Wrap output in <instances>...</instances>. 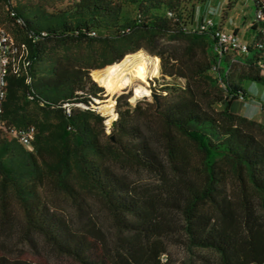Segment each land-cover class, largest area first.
Instances as JSON below:
<instances>
[{
    "label": "trees",
    "instance_id": "1",
    "mask_svg": "<svg viewBox=\"0 0 264 264\" xmlns=\"http://www.w3.org/2000/svg\"><path fill=\"white\" fill-rule=\"evenodd\" d=\"M117 1L66 0L65 10L49 12L37 2L5 0L13 40L29 64L24 69L19 61L20 71L14 72L10 62L6 77L0 229L10 226L16 207L29 243L27 232H35L74 264H168L167 248L175 242L202 251L201 264H264V120L235 115L231 108L235 99H252L247 82L264 84V67L257 65L264 48L249 46L219 58L212 29L199 28L202 18L194 22L196 4L207 0H131L136 14L122 22ZM262 26L264 19L255 18L251 45ZM215 27L222 28L221 21ZM177 37L186 40L185 53L194 56L198 48L204 59L187 65L160 43ZM140 48L159 57L163 76L184 79L183 85L165 86L167 94L153 93L151 114L195 145L198 182L182 167L173 136L159 139L162 154L140 118H133L138 104L131 107L117 96V119L108 133L105 116L95 110L102 87L92 73ZM236 62L249 67L237 83L229 80ZM202 95L209 98L205 104ZM215 103L221 110L211 107ZM30 126L32 150L19 139ZM121 161L149 172L158 185L130 183L117 171ZM50 182L74 208L78 225L50 203L45 193ZM84 192L110 214L111 232L87 217ZM0 264L44 263L0 247Z\"/></svg>",
    "mask_w": 264,
    "mask_h": 264
},
{
    "label": "rangeland",
    "instance_id": "2",
    "mask_svg": "<svg viewBox=\"0 0 264 264\" xmlns=\"http://www.w3.org/2000/svg\"><path fill=\"white\" fill-rule=\"evenodd\" d=\"M29 2L40 3L49 12H59L66 9V0H22ZM121 5L120 10V21H126L132 19L136 14V4L131 0L117 1ZM224 13H226L224 15ZM222 14L224 15V20L221 19ZM255 5L252 0H232L229 4L228 0H207L196 4L194 8V22L196 23L201 18L203 20L210 18L214 23L221 21L223 28L228 31H237V35L242 38L246 43H252V38H250L249 28L251 24L255 21ZM194 23V24H195ZM0 26H2L6 31H8L12 37V28L9 20L6 17V5L5 0H0ZM226 26V27H225ZM160 43H166L168 48L176 51L178 55H182L186 60L187 65H192L196 59H204L202 52L198 48L195 50V55L191 56L185 53V46L187 44L186 40L182 37H177L173 40H161ZM138 50H143L147 55L157 58L158 70L155 75L149 76L147 81L139 80L138 82L146 87V92L137 97L134 96V91L132 87L125 86L117 89L113 93H106L102 87L100 92V98H96L95 105H98V101H103L106 99H113L121 95V100L127 101L131 107L138 104V114L134 116V119L140 118L144 125V129L149 136H152L154 144L159 147V151L163 150L161 147V141L159 140L163 134L173 136L175 143L183 155L184 167L186 170L190 171L191 175L197 182L200 180V154L196 150L195 145L185 137L176 133L175 131L167 130L158 121L156 117L151 114V110L154 105L153 93L156 94H167L168 90H163L165 86H180L184 84L183 78L163 76L160 72L159 57L145 48H140ZM137 51V50H136ZM135 52V51H134ZM21 53V52H20ZM20 53L17 57H20ZM133 53V52H129ZM128 53V54H129ZM253 53L250 52L252 57ZM24 56V55H23ZM92 62H94L92 60ZM106 66V65H105ZM103 66V67H105ZM221 66L224 67V62H221ZM101 67V68H103ZM97 68V69H101ZM249 72V67L246 64L236 62L233 66L231 72L232 82H239L244 75ZM94 76L95 74L92 73ZM95 77V76H94ZM93 80V79H92ZM94 81V80H93ZM97 81V80H96ZM98 83V82H97ZM249 94L252 99L249 101H241L235 99L232 101V112L235 115L243 116L247 119L262 123L264 120V84L259 82H247L245 84ZM225 93V92H224ZM208 97L202 95L200 100L203 104L207 103ZM207 106V105H206ZM215 111L221 110V104L215 103L211 105ZM96 112L100 111L96 108ZM115 110V104H114ZM117 119V114L115 112V117L112 120ZM105 123V122H104ZM110 130V123L105 124V132L108 133ZM255 132V131H254ZM257 132V131H256ZM162 154L160 156H162ZM117 171L126 176L127 181L138 186H155L158 185L159 181L150 174L145 172L138 167H134L126 162L116 163ZM170 177L173 176L172 172L168 173ZM230 193L231 187L229 189ZM46 196L49 198L50 203L55 206L60 212H63L68 218H71L77 225L78 217L76 216L74 208L70 205L68 199L64 197L50 182L46 185L45 189ZM84 197L88 201V208L85 212L87 217H90L95 221L100 227L105 231L111 232V217L107 210L104 208L100 200L93 194L84 192ZM251 197L253 195L251 194ZM254 198V197H253ZM14 220L11 222L8 228L4 230L0 229V247L5 252L11 256L24 258L31 262H40L44 264H74L70 259L57 255L35 232H27V235L32 237V244L29 243L26 238L23 227H21L20 211L18 208H13ZM203 252L194 249L189 251L184 244L171 243L168 245L166 255L168 257V264H201L198 255H202Z\"/></svg>",
    "mask_w": 264,
    "mask_h": 264
},
{
    "label": "built area",
    "instance_id": "3",
    "mask_svg": "<svg viewBox=\"0 0 264 264\" xmlns=\"http://www.w3.org/2000/svg\"><path fill=\"white\" fill-rule=\"evenodd\" d=\"M13 0H6L11 2ZM255 3V18L263 20L264 0H252ZM201 30L212 29L213 32V50L220 57L232 52H245L249 46L264 48V26L258 27L260 39L255 40L253 45L242 41L233 31H228L225 28H216L212 19H205L199 26ZM21 52V53H20ZM20 53V57L17 55ZM24 55V56H23ZM22 63V67L26 69L29 60L26 57L24 48H18L15 45L12 35L0 26V124L2 121L3 101L5 98L6 77L9 72V64L12 62L14 72L20 71L18 62ZM257 65L264 67V58L257 61ZM218 63L212 66L216 69ZM66 113L69 114V108H66ZM33 138V127H28L19 134L21 143L28 149L32 150L31 140Z\"/></svg>",
    "mask_w": 264,
    "mask_h": 264
},
{
    "label": "bare ground",
    "instance_id": "4",
    "mask_svg": "<svg viewBox=\"0 0 264 264\" xmlns=\"http://www.w3.org/2000/svg\"><path fill=\"white\" fill-rule=\"evenodd\" d=\"M157 70V58L147 55L143 50H137L127 53L119 61L94 74L106 93H113L119 88L129 86L133 88L134 96L137 98L146 92V87L138 81L146 82L149 76L158 73ZM114 104L115 101L111 98L98 101L96 108L104 114L105 124L110 123L115 117Z\"/></svg>",
    "mask_w": 264,
    "mask_h": 264
},
{
    "label": "water",
    "instance_id": "5",
    "mask_svg": "<svg viewBox=\"0 0 264 264\" xmlns=\"http://www.w3.org/2000/svg\"><path fill=\"white\" fill-rule=\"evenodd\" d=\"M115 120L110 121V126H113Z\"/></svg>",
    "mask_w": 264,
    "mask_h": 264
},
{
    "label": "crops",
    "instance_id": "6",
    "mask_svg": "<svg viewBox=\"0 0 264 264\" xmlns=\"http://www.w3.org/2000/svg\"><path fill=\"white\" fill-rule=\"evenodd\" d=\"M226 27V26H225ZM235 30H236V28H235ZM237 32V31H236Z\"/></svg>",
    "mask_w": 264,
    "mask_h": 264
}]
</instances>
